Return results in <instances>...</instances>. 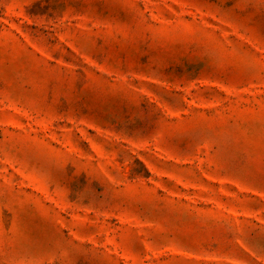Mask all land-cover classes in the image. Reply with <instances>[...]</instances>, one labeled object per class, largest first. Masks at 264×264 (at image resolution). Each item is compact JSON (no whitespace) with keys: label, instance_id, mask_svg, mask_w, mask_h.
<instances>
[{"label":"rangeland","instance_id":"1","mask_svg":"<svg viewBox=\"0 0 264 264\" xmlns=\"http://www.w3.org/2000/svg\"><path fill=\"white\" fill-rule=\"evenodd\" d=\"M0 264H264V0H0Z\"/></svg>","mask_w":264,"mask_h":264}]
</instances>
